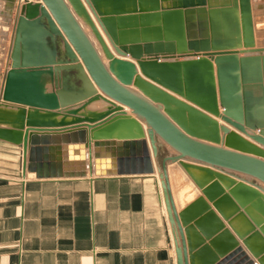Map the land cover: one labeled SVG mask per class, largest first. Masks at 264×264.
<instances>
[{"label": "water", "instance_id": "1", "mask_svg": "<svg viewBox=\"0 0 264 264\" xmlns=\"http://www.w3.org/2000/svg\"><path fill=\"white\" fill-rule=\"evenodd\" d=\"M7 1L10 16L15 0ZM262 11L264 0L18 4L10 16L9 61L2 73L0 139L21 146L24 168L41 173L54 164L45 155L46 138L39 143L36 134H59L63 141L79 137L76 151L66 144L63 158L78 164L59 162L57 172L45 171L50 176L84 175L87 166L95 175L153 173L152 157L160 158L162 140L176 152L162 157L156 169L177 264H256L212 207L264 264V35L254 30L262 24ZM127 123L135 132L127 131ZM84 128L91 129L88 140ZM103 145L111 151L110 170L101 169ZM180 167L212 207L197 191H186ZM218 182L228 188L219 195L211 193ZM241 218L244 227L238 229Z\"/></svg>", "mask_w": 264, "mask_h": 264}, {"label": "crops", "instance_id": "2", "mask_svg": "<svg viewBox=\"0 0 264 264\" xmlns=\"http://www.w3.org/2000/svg\"><path fill=\"white\" fill-rule=\"evenodd\" d=\"M14 5L11 17H15L16 0ZM8 9V1L0 0V26L5 27L6 32L9 25L13 26ZM76 18L87 32L89 28L79 17ZM99 30L101 32V28ZM105 41L115 56H119L109 41ZM94 42L107 64L99 44L96 40ZM124 59L133 61L137 73L142 76L134 59L129 55ZM124 110L135 116L129 108L124 107ZM140 122L146 131L145 123ZM84 132L88 140L91 129L84 128ZM43 138H46V146L50 148L45 155L50 157L48 162L55 165L52 166L55 172L59 162L64 167L78 164L76 159L68 162L63 158L66 144L71 145L73 152L76 151V144L81 142L79 137L63 141L59 134L35 136L39 143ZM146 140L151 153L147 136ZM159 141L160 158L157 161L152 157L153 173L95 175L87 166L84 175L50 176L45 171L50 172L51 166L42 168L41 173L36 168H24L22 147L0 139V264H177L173 229L156 169L162 157L176 152L162 140ZM85 151L88 152L87 149ZM110 152L105 145L98 151L102 170L111 169V162L106 158ZM93 159L92 154V158L87 157L85 162L88 165ZM180 168L187 176L186 185L196 189L212 207L211 200L202 193V189L196 186L185 169ZM191 171L198 176L205 175L197 169ZM218 184L217 189L212 188L217 195L227 191L226 187ZM186 185L184 188L190 193ZM178 197L183 202V197ZM212 209L239 242L237 247H241L249 259L258 264L228 222L214 207ZM235 225L242 229L243 218L237 219ZM196 233L202 237L197 230ZM222 241L227 242L225 239Z\"/></svg>", "mask_w": 264, "mask_h": 264}, {"label": "rangeland", "instance_id": "3", "mask_svg": "<svg viewBox=\"0 0 264 264\" xmlns=\"http://www.w3.org/2000/svg\"><path fill=\"white\" fill-rule=\"evenodd\" d=\"M10 18L11 17H9V19ZM81 22H82V20H81ZM12 23H13V21H12ZM0 28L2 29V34L0 35V89H1L2 73H3V70H5V68L8 67V61H9L8 60V51H9V48H10L11 37H12V32L10 33V30H13V26L10 27V25H9V27H8L9 31H7V32L5 31V27L3 28V27L0 26ZM5 32H6V34H5ZM87 33L91 34L89 29H87ZM102 35H103L104 39L107 40L106 37L104 36V34H102ZM92 37H93V35H92ZM93 40L95 41L94 37H93Z\"/></svg>", "mask_w": 264, "mask_h": 264}, {"label": "bare ground", "instance_id": "4", "mask_svg": "<svg viewBox=\"0 0 264 264\" xmlns=\"http://www.w3.org/2000/svg\"><path fill=\"white\" fill-rule=\"evenodd\" d=\"M260 1V0H259ZM255 2H256V0H255ZM257 13H259V12H256V14ZM257 16H263V18H262V24H260L258 27H255V36H258V35H264V12L262 11L260 14H257ZM255 26H256V22H255ZM99 28H100V26H99ZM101 31H102V29H101ZM86 32V31H85ZM103 32V31H102ZM87 33V32H86ZM88 34V36L90 37V39L94 42V40H93V37H92V34H90V33H87ZM104 34V33H103ZM104 36H105V34H104ZM106 37V36H105ZM107 38V37H106ZM94 44H95V42H94ZM102 51V50H101ZM102 60H103V58H102ZM103 62L105 63V61L103 60ZM107 64H108V60H107ZM134 116V115H133ZM134 118H135V116H134ZM141 123V122H140ZM142 124V123H141ZM126 127H127V131H129V132H135V128H134V126L132 125V124H129V123H127V125H126ZM121 132H124V129L122 128L121 129ZM186 171V170H185ZM187 172V171H186ZM188 173V172H187ZM188 175H189V173H188ZM191 178V177H190ZM192 179V178H191ZM215 179V178H214ZM214 179H212V180H214ZM215 180H217V179H215ZM192 181L194 182V180L192 179ZM195 183V182H194ZM221 185H223L224 187H226V189H228L227 188V186H226V184L225 183H222V182H219ZM196 186L198 187V188H200L197 184H196ZM189 188V187H188ZM218 188V187H217ZM217 188H215V189H217ZM200 189H202V188H200ZM189 190H190V193L191 192H194V191H197L196 189H193L192 188V186H190V188H189ZM198 192V191H197ZM211 193H213V191L211 192Z\"/></svg>", "mask_w": 264, "mask_h": 264}, {"label": "built area", "instance_id": "5", "mask_svg": "<svg viewBox=\"0 0 264 264\" xmlns=\"http://www.w3.org/2000/svg\"><path fill=\"white\" fill-rule=\"evenodd\" d=\"M25 1L34 2V1H37V0H16V4L18 5V4H21V3L25 2Z\"/></svg>", "mask_w": 264, "mask_h": 264}]
</instances>
